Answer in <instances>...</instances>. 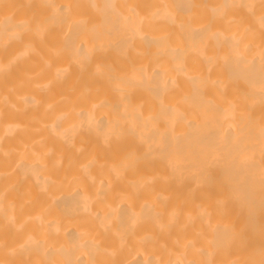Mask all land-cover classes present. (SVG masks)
I'll return each mask as SVG.
<instances>
[{"label":"bare ground","instance_id":"bare-ground-1","mask_svg":"<svg viewBox=\"0 0 264 264\" xmlns=\"http://www.w3.org/2000/svg\"><path fill=\"white\" fill-rule=\"evenodd\" d=\"M0 264H264V0H0Z\"/></svg>","mask_w":264,"mask_h":264}]
</instances>
